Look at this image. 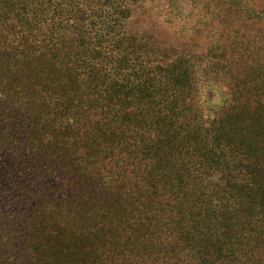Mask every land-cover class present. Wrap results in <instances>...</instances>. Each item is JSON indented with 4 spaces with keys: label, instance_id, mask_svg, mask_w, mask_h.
Here are the masks:
<instances>
[{
    "label": "trees",
    "instance_id": "16d2710c",
    "mask_svg": "<svg viewBox=\"0 0 264 264\" xmlns=\"http://www.w3.org/2000/svg\"><path fill=\"white\" fill-rule=\"evenodd\" d=\"M0 264H264V0H0Z\"/></svg>",
    "mask_w": 264,
    "mask_h": 264
},
{
    "label": "rangeland",
    "instance_id": "374dc122",
    "mask_svg": "<svg viewBox=\"0 0 264 264\" xmlns=\"http://www.w3.org/2000/svg\"><path fill=\"white\" fill-rule=\"evenodd\" d=\"M164 20H165V18H164ZM205 97H206V99L210 100L213 104L218 105L220 100H221L222 94L219 91V89L209 88L205 92Z\"/></svg>",
    "mask_w": 264,
    "mask_h": 264
}]
</instances>
